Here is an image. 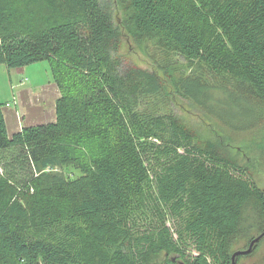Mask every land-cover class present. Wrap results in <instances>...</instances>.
<instances>
[{"label": "trees", "instance_id": "16d2710c", "mask_svg": "<svg viewBox=\"0 0 264 264\" xmlns=\"http://www.w3.org/2000/svg\"><path fill=\"white\" fill-rule=\"evenodd\" d=\"M115 4L0 0V64L46 61L59 92L54 121L11 135L0 104V264H232L244 207L264 213L224 144L262 139L264 0Z\"/></svg>", "mask_w": 264, "mask_h": 264}, {"label": "rangeland", "instance_id": "374dc122", "mask_svg": "<svg viewBox=\"0 0 264 264\" xmlns=\"http://www.w3.org/2000/svg\"><path fill=\"white\" fill-rule=\"evenodd\" d=\"M100 2L110 6L113 19L117 21L119 14L115 0H100ZM120 52L126 63L148 70L156 69L150 60L141 55L135 45L126 38L123 39ZM58 96L59 92L53 83L46 61H38L21 68H8L0 64V104L9 135L20 127L54 121V106ZM6 104H9V107ZM172 110L188 127L202 128L210 132L213 137H218L217 132L190 106L187 100L180 97L173 98ZM261 135L262 139L259 138L254 142H248L246 138L232 141L225 139L224 144L231 156L240 164L248 166L252 179L259 189L264 191V129ZM60 171L70 178L79 174L72 167L51 170L53 173ZM263 230L264 213L259 203L251 200L244 207L239 229L228 244L229 253L247 248L250 238L258 236ZM236 264H264V238L257 244L254 252L238 257Z\"/></svg>", "mask_w": 264, "mask_h": 264}, {"label": "water", "instance_id": "95a60500", "mask_svg": "<svg viewBox=\"0 0 264 264\" xmlns=\"http://www.w3.org/2000/svg\"><path fill=\"white\" fill-rule=\"evenodd\" d=\"M263 196H264V191H263ZM264 238V230L256 237L252 238L248 244V247L246 249L243 250H237L235 251L232 255H231V263L232 264H236L235 260L237 257L239 256H245V255H249L253 249L254 246L262 239Z\"/></svg>", "mask_w": 264, "mask_h": 264}, {"label": "built area", "instance_id": "2783aa9c", "mask_svg": "<svg viewBox=\"0 0 264 264\" xmlns=\"http://www.w3.org/2000/svg\"><path fill=\"white\" fill-rule=\"evenodd\" d=\"M7 107H9V104H6Z\"/></svg>", "mask_w": 264, "mask_h": 264}, {"label": "crops", "instance_id": "0c3cea01", "mask_svg": "<svg viewBox=\"0 0 264 264\" xmlns=\"http://www.w3.org/2000/svg\"><path fill=\"white\" fill-rule=\"evenodd\" d=\"M19 129H21V127H20ZM19 129H18V130H19ZM18 130H17V131H18ZM15 132H16V131H15Z\"/></svg>", "mask_w": 264, "mask_h": 264}]
</instances>
